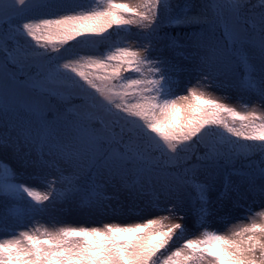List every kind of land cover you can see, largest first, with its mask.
<instances>
[{"label": "snow or ice", "instance_id": "6c2138e0", "mask_svg": "<svg viewBox=\"0 0 264 264\" xmlns=\"http://www.w3.org/2000/svg\"><path fill=\"white\" fill-rule=\"evenodd\" d=\"M190 7L0 0V149L14 158H0V264H264V211L208 226L247 196L264 202V108L229 101L235 89L264 102V0ZM134 27L137 47L63 56ZM72 202L143 222L8 231Z\"/></svg>", "mask_w": 264, "mask_h": 264}, {"label": "rangeland", "instance_id": "374dc122", "mask_svg": "<svg viewBox=\"0 0 264 264\" xmlns=\"http://www.w3.org/2000/svg\"><path fill=\"white\" fill-rule=\"evenodd\" d=\"M182 0H171L173 5L179 4ZM192 0L188 1L191 2ZM195 2V0H194ZM193 12V11H192ZM185 83L191 80V84H187V86H192L195 84V78L185 76ZM209 91H213L216 96L225 95L226 92L223 89L215 88L210 89ZM178 94L186 95V88L178 89ZM229 101L233 104V106L237 107V110L247 111L252 106L264 108V102L260 100V98L254 94H238L235 89L231 90V95L229 96ZM240 101V103H237ZM247 105L248 107H245ZM0 158L6 159L9 162L14 163V158L11 154V149H0ZM127 192L120 191L116 192L114 189L109 188L105 192L106 197L117 196L121 201H124L127 197ZM215 198L214 196L212 197ZM108 203L115 205V200H109ZM230 211L221 210L218 216H212L208 219V226L212 229L218 230L220 234H223L227 231L228 228H231L235 225H244L251 222V216H254L256 213L260 211H264V202H262L259 196H247L240 203L237 204H229ZM166 214V213H162ZM153 218V217H145V219ZM189 221V233L190 234H198L200 229L197 228V224H195V217L189 215L186 217ZM57 222L55 224L56 227L59 226H73V227H102L107 223H137L143 222L137 217L134 216H125L121 213H113L111 208L107 210H87L83 206L72 203H62L58 204L56 208L51 209L50 212L42 217H37L34 221H29L26 225H15L13 224L9 228V232L14 230L16 232L23 230H30L35 227H52V222ZM227 221V223H225ZM257 222H260L259 218H257ZM0 238H8V232H0ZM185 237H181L180 239L175 240L171 247H179L182 243V240Z\"/></svg>", "mask_w": 264, "mask_h": 264}, {"label": "trees", "instance_id": "16d2710c", "mask_svg": "<svg viewBox=\"0 0 264 264\" xmlns=\"http://www.w3.org/2000/svg\"><path fill=\"white\" fill-rule=\"evenodd\" d=\"M190 0H187V2ZM66 2H75L80 4H88L92 3L95 5L96 3H99V0H66ZM186 2V0H182L179 4L183 5ZM202 0H192L189 2L191 5L189 14H196L199 11L200 5ZM251 4H257L258 0H250ZM259 7L256 8V11H259ZM193 11V12H192ZM57 14H63L62 12H57ZM142 30H138L137 28H133L131 32L128 34L126 39H123L121 37H117L115 33H113L111 36H108V34H105V38L102 37H95V39L98 41L96 45H90L86 43H78L77 41H72L70 46H66L67 51H63V56L65 58L72 57L76 58L78 56H85V55H91V54H100L107 52L110 48V46H132L137 47L141 42L140 32ZM175 34V33H173ZM55 55V53H53ZM63 62V60L61 61ZM250 94V93H248ZM252 159L259 160V154H255ZM78 204L77 202H74ZM195 224H197L196 219L194 220ZM175 241V240H174Z\"/></svg>", "mask_w": 264, "mask_h": 264}]
</instances>
